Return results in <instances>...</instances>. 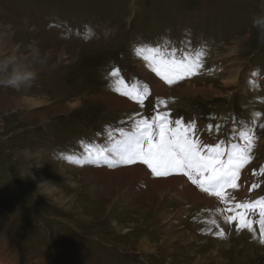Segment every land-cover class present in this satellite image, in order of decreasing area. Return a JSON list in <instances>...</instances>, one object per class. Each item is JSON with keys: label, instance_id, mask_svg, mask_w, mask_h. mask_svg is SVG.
<instances>
[{"label": "rangeland", "instance_id": "374dc122", "mask_svg": "<svg viewBox=\"0 0 264 264\" xmlns=\"http://www.w3.org/2000/svg\"><path fill=\"white\" fill-rule=\"evenodd\" d=\"M20 2L0 0L1 10L6 8L18 16L9 19L14 27L0 22V33L8 29L11 39L13 36L10 42L0 39V49L16 45L25 50L33 38L38 39L35 44L50 65L41 68L30 88L17 90L0 86V99L3 103L27 96L43 98L46 104L30 112L36 115L42 111L47 115L27 117L26 110L19 105L0 104L1 260L9 264H264V244L260 242L258 223L250 232L237 231L235 221L225 222L226 216L235 214L228 209L234 208L237 200L228 205L217 197L213 204L199 200L197 203L190 198L182 204L174 200L167 205L168 210L180 209L181 213L180 217L175 215L177 218L170 219L176 225L169 230L165 228L168 220L159 222L152 210L147 214L140 212L148 204L143 197L149 187L143 181L138 182L141 188L136 193L133 209L117 204L108 208L107 198L98 194L94 197L88 191V184L78 179L82 168L93 169L104 159H97V151L107 157L121 147L118 142L124 136L122 133L115 136V133L119 129L129 132L128 126L132 130L137 119L151 120L157 113H167L172 123L177 119L188 123L194 116L201 119L202 115L207 130L195 127V131L211 139L242 144L241 132H251L254 136L250 161H257L251 169L254 180L249 165L245 168L253 180L251 187L258 185L250 188L253 198L263 197L258 192L264 193V172H261L264 168V91L253 82L263 81L264 36L252 27V21L264 12V0H51L50 5L48 0ZM62 5L70 10L64 11L67 19L56 13V20L51 24L62 26H50L49 37L36 23L31 26L21 23L36 19L40 24L49 25L55 9ZM36 6L42 11L38 13ZM86 23L93 33L87 31L84 37H74L77 25L79 29H86L89 27ZM139 44L148 47L147 51L143 47L140 50ZM120 46L124 51L121 49L118 57L114 50L118 52ZM148 49H157L165 58L177 60L186 56L196 60L198 53H202L199 56L202 67L194 75L168 84L152 71L150 61L144 59L146 55H153ZM112 56L118 59L114 60L119 61L116 64L123 65L120 66L127 75L147 85L149 91L143 105L114 91L118 78L111 77L112 70L108 73L106 67L113 63ZM83 58L85 61L80 64ZM254 67H260L263 74L258 75ZM186 85L194 90L184 91L182 88ZM200 88L208 92L199 91ZM110 95L126 99L131 107H113L107 97ZM76 98L81 101L80 105L69 108L68 102ZM100 128L106 132L105 136L93 133ZM115 137L123 138L115 141ZM95 139L101 144L93 153L85 155L91 152L89 147ZM201 142L213 148L222 147L218 143L212 146L211 140ZM230 148L226 147L225 152ZM19 149L32 153L29 162L18 154ZM75 155L81 159L76 167L71 163ZM116 161L110 160V163ZM26 163L31 167L27 168ZM67 165L75 168L72 169L75 185L68 184L59 174L60 168ZM142 166L152 178H158L151 175L146 165ZM33 177L65 192L68 203L72 202L73 206L67 208V201L56 204L50 199L48 202L49 198L31 184ZM184 179L192 184L186 176ZM240 192L238 187L235 197ZM169 199L168 196L165 200ZM215 206L226 211L225 217L218 219L211 214ZM86 213L102 216V220L95 222L82 217ZM249 218L259 220L258 208L249 213ZM221 229L225 230L223 237L215 234ZM168 230L170 238L183 233L186 240L188 236L192 240L185 244L182 239L167 241L164 237ZM141 237L155 241L157 250L139 253L136 247Z\"/></svg>", "mask_w": 264, "mask_h": 264}, {"label": "snow or ice", "instance_id": "6c2138e0", "mask_svg": "<svg viewBox=\"0 0 264 264\" xmlns=\"http://www.w3.org/2000/svg\"><path fill=\"white\" fill-rule=\"evenodd\" d=\"M151 56H144L150 61L152 71L168 84L191 76L202 67L198 53L196 60L187 56L182 60L168 59L160 55L157 49H148ZM111 77H120L118 69H113ZM114 91L143 105L148 95V87L138 89L135 86L129 88L123 78L115 80ZM163 103V101H160ZM175 127L168 118L167 113H157L151 120L140 118L135 121L132 131L125 132L120 129L124 140L118 142L121 147L117 150L118 159L116 163L121 165H146L154 177H169L174 173L182 174L196 185L201 191L219 198L228 205L233 197L228 189H237L240 185L242 169L252 160L254 147V136L251 132H241L242 144H232L225 152L217 145L215 148L203 145L195 138V125L186 126L177 119ZM205 148L207 151L205 152ZM97 159L104 157L102 151L96 153ZM226 157V158H222ZM107 160V157H104ZM111 166V164H110ZM264 172V168H261ZM258 187L257 184L252 185ZM259 210V220L249 218V213ZM241 210V211H236ZM228 211L234 215L225 217V222L231 224L235 221L237 231L247 229L254 231L253 225L258 223L260 229V242L264 244V197L252 202L236 203L234 208ZM215 223V221H213ZM223 237L225 230L221 229L215 233Z\"/></svg>", "mask_w": 264, "mask_h": 264}, {"label": "bare ground", "instance_id": "6f19581e", "mask_svg": "<svg viewBox=\"0 0 264 264\" xmlns=\"http://www.w3.org/2000/svg\"><path fill=\"white\" fill-rule=\"evenodd\" d=\"M10 37H11V34H10V30H8V29L4 30L3 34L0 33V39L2 41L10 42L13 40V36H12V39ZM33 41L36 43L39 42L38 39H34V38H33ZM31 43L25 45V47L31 45ZM0 50H4V49H0ZM59 51L61 52V50H59ZM60 52H58V53L60 54ZM63 54H66V53H63ZM46 60H47L46 58L42 59V65L45 64L42 66V68L47 67V66L49 67V65H50V63L47 64ZM40 64H41V61L38 60L37 61L38 67L40 66ZM205 88H200L198 90L203 92V90L204 91L206 90ZM207 88H208V86H207ZM182 89H184V91H189L191 89L194 90V88L189 86V85H186ZM206 91L208 92V90H206ZM160 92L163 93V90H160ZM110 96H107V97H109L110 102H111L113 107H120V108H125L126 106L131 107V104L128 103V101L126 99L115 98L113 96H111V97ZM119 96H121V95H119ZM20 98L21 99H18L16 101L15 100L7 101V102L4 101L3 103H2V100L0 99V104H6V105H9L10 107L19 105V107L26 110L27 117H31L34 115V113L32 114L30 112L32 109H36V107H39L40 105H44L47 102L43 98H37V97L27 96V97H20ZM95 99H96V97H95ZM79 102L81 103V101L78 98L74 99L73 102H68V104L70 106L69 108L79 106L80 105ZM51 108L53 109V107H51ZM59 108H63V107H59ZM58 111L60 112V110H56V112H58ZM42 113H45V112H42V111L39 112V114H42ZM39 114L37 113L34 116L41 118L40 117L41 115H39ZM42 120H47V118H43ZM220 148L226 150V147L220 146ZM118 149L119 148L117 147L115 151L111 152V154L116 158V160L118 159V155H117ZM18 154L23 156L27 160V162H29V160L32 158V153L28 149H19ZM104 157H106V156H104ZM104 157H102V158H104ZM98 162H99V165L97 167L92 166V167H95L93 169L89 168L90 166L82 168V170H80V172L78 174V179H82L83 182L86 183V185L88 184V191L94 197H96V195L98 194L100 196L107 198V200H106L107 205L106 206L109 205L108 208H110V206L113 207L112 204H117V205H124V206H127V207L134 209L135 204H136L135 203V198L137 196L136 193H138L137 191H139V189L141 188L138 185V182L143 181L142 183H144L150 189V190L147 189L145 191L144 197H143V201L147 202L149 204V206L147 204L146 207L144 206L143 208H141L140 212L142 214H147L149 210H152L153 215L154 216L156 215V218L159 222L168 220V225H166L165 228H167L169 230L174 229V224H175V223L172 224L170 222V219L180 217V213H181L180 209H175L174 212L169 211L167 208V205H169L170 202H173L174 200H176V202L179 201L178 202L179 204H182L185 202L188 203L189 202L188 198H190V200L196 201L197 203L199 200L200 202H203V204L204 203L205 204H208V203L213 204L216 202V197L210 196L209 194L199 190V188L196 185H193L190 183L188 184L186 182V180L184 179V176L182 174L177 176V177L169 176L166 178H160V177L159 178H152L150 176V174L140 164L139 165L138 164L137 165H127V166L121 165L118 163L112 164V163H110V159L109 160L102 159ZM110 164H111V166H110ZM72 165H74L76 167L74 162L72 163ZM25 166L27 168L31 167V165L30 164L27 165V163L25 164ZM68 169H69V171H71V175H70ZM72 169H75V168L72 166L61 167L59 170L60 171L59 174L64 176V178L68 184L72 183L73 185H75L76 182L74 181L75 179L73 178V175H72V171H74V170H72ZM23 172L25 173V175H27L26 174L27 171L23 170ZM30 181H31V184L33 185L34 188H37L41 194H43L49 198L48 202L50 201V199L53 203H56V204H61V203H64L67 201L66 193L58 190V188H56L54 185H51V184L46 183V182H42L41 180H36L34 177L30 178ZM238 184L240 185L239 188H240L241 192L238 194L239 197L237 196L238 197L237 203L252 202V201H255V200L260 198L258 195V198L254 199L253 194L250 192L251 185L247 181V170L246 169H242L241 179H240V181H238ZM228 190H231V189H228ZM250 194H252V195H250ZM168 196L170 197V199H169L170 201L165 200L166 197H168ZM62 205H64V204H62ZM72 206H73V203L72 202L68 203V201H67L66 207L70 209ZM180 208L183 209V206H181ZM64 209H65V207H64ZM224 212H226V211L224 210ZM224 212L220 208L218 209V207L215 206V207H213L211 214L218 219H222L223 217H225L223 215ZM83 214H85V213H83ZM175 215H177V217ZM82 217H85L86 219L94 220L95 222L96 221L100 222L102 220V216H99V215L98 216H91L90 214H87V213H86V215H84ZM154 224L158 225L157 222H154ZM119 226L123 227V225H118V227ZM169 230L167 232V237L163 236L167 241L169 239L170 240L171 239H174V240L182 239L184 241V244H185V243L192 240L191 236H188V240H186L185 239L186 235H183V233L177 234V236H175V238H174V235H173V238H170V236H168V234L170 233ZM164 238H162L161 241ZM154 242L149 240L148 237L147 238L141 237L139 239V243L137 244L136 250L139 253H141V252L145 253V254L152 253V251L157 250V249H155ZM9 263H10L9 261H3L0 258V264H9Z\"/></svg>", "mask_w": 264, "mask_h": 264}, {"label": "clouds", "instance_id": "9594fccd", "mask_svg": "<svg viewBox=\"0 0 264 264\" xmlns=\"http://www.w3.org/2000/svg\"><path fill=\"white\" fill-rule=\"evenodd\" d=\"M252 27L264 36V12L253 17ZM42 54L35 42L25 50L13 45L0 50V86L13 89L30 88L42 68ZM41 61L38 67L37 61Z\"/></svg>", "mask_w": 264, "mask_h": 264}, {"label": "flooded vegetation", "instance_id": "af4514ba", "mask_svg": "<svg viewBox=\"0 0 264 264\" xmlns=\"http://www.w3.org/2000/svg\"><path fill=\"white\" fill-rule=\"evenodd\" d=\"M19 2L21 1V0H18ZM50 2H51V0H48V3H49V5H50ZM21 3V5L23 6V3H24V1H22V2H20ZM14 5H15V1H14ZM65 8H67L66 7V5H62V6H58L56 9H55V13L53 14V18L48 22L49 23V25H47V24H43V23H39L36 19L32 22L33 23V25H35L34 23H36V27L38 28V29H43L42 31H46V33H47V37H49V27L51 26V25H54V26H58L59 24H55V23H53V24H51L54 20H56L55 19V17H56V13H59L60 14V16H61V18L62 19H67L66 18V16L64 15V11H70V10H68V9H65ZM36 11L39 13V12H41L42 11V9L39 7V6H36ZM1 11H4V13H6L5 15H4V17L5 18H7V17H9V18H11V19H15V18H18V16H16L15 14H12V13H9L8 11H6V8H4L3 10H1ZM68 21V20H67ZM65 23V22H64ZM40 25V26H39ZM86 25H88L87 23H86ZM59 26H61V24L59 25ZM89 26V25H88ZM87 29V31L88 32H92L93 33V30H92V28L89 26V27H87L86 28ZM48 31V32H47ZM76 37H78V38H81V37H84V34L81 32L79 35H77ZM40 47V46H39ZM68 58V57H67ZM78 58H80V57H78ZM81 59V58H80ZM85 61V58H83V60L80 62V64L81 63H83ZM79 64V65H80ZM69 72H71V73H73L74 72V70H68ZM76 72H79L80 70H75Z\"/></svg>", "mask_w": 264, "mask_h": 264}, {"label": "crops", "instance_id": "0c3cea01", "mask_svg": "<svg viewBox=\"0 0 264 264\" xmlns=\"http://www.w3.org/2000/svg\"><path fill=\"white\" fill-rule=\"evenodd\" d=\"M50 75V74H49ZM174 175V174H173Z\"/></svg>", "mask_w": 264, "mask_h": 264}]
</instances>
